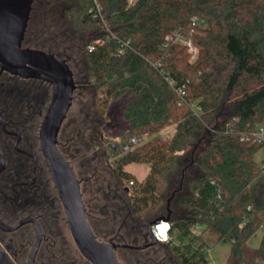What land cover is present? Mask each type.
Segmentation results:
<instances>
[{
  "label": "trees",
  "instance_id": "1",
  "mask_svg": "<svg viewBox=\"0 0 264 264\" xmlns=\"http://www.w3.org/2000/svg\"><path fill=\"white\" fill-rule=\"evenodd\" d=\"M94 1L34 0L35 22H42L41 4L48 10L44 33L33 42L70 67L80 64L75 83L93 93L90 108L74 119L68 115L59 140L65 156L78 161L93 231L117 243L147 245L118 248L124 264H164L165 257L153 254L167 248L178 264H208L210 233L216 242L231 244L226 264H264V172L255 159L262 145L239 134L264 122V0H97L108 28L93 18ZM60 3L65 6L59 18ZM196 16L200 23L194 26ZM54 21L66 26L50 31ZM193 28L195 60L186 46L170 40L174 32ZM98 38L103 43L89 50ZM119 39L130 42L122 55ZM168 75L187 83L188 99L200 101V115L178 105ZM125 94L132 96L123 112L127 127L114 148L103 126L110 103ZM170 125L172 135H159ZM143 134L150 138L123 152L132 136ZM75 138L79 143L72 144ZM131 163L150 168L140 183L126 169ZM153 216L172 221L170 242L149 243ZM47 218L48 242L36 264H78L68 256L53 212ZM196 225L202 226L199 234L192 231ZM260 229L261 242L253 247ZM58 240L66 249L60 254L53 251Z\"/></svg>",
  "mask_w": 264,
  "mask_h": 264
},
{
  "label": "flooded vegetation",
  "instance_id": "2",
  "mask_svg": "<svg viewBox=\"0 0 264 264\" xmlns=\"http://www.w3.org/2000/svg\"><path fill=\"white\" fill-rule=\"evenodd\" d=\"M41 6L44 9L43 14L39 10L42 21L39 23L35 22L37 12L34 13L33 2L22 47L35 48L32 42L44 33L42 26L48 9L45 3ZM51 98L50 83L2 71L0 67V221L12 227L23 218L36 219L42 240L35 264L39 251L48 242L47 215L53 212L60 225L61 215L65 214L56 188V196L52 194L48 181L50 173L40 144V127ZM36 239L33 222L13 231L0 227V243L9 252V259L0 254V264H22L27 247L34 241L33 246Z\"/></svg>",
  "mask_w": 264,
  "mask_h": 264
},
{
  "label": "water",
  "instance_id": "3",
  "mask_svg": "<svg viewBox=\"0 0 264 264\" xmlns=\"http://www.w3.org/2000/svg\"><path fill=\"white\" fill-rule=\"evenodd\" d=\"M33 2L34 0H0V67L2 71L24 78L41 79L51 84L52 98L40 127V144L63 204L69 230L82 255L92 264H120L116 252L118 248L142 249L147 245L101 241L93 231L87 217L81 180L58 146L61 128L73 105L76 89L74 73L68 62L55 54L39 48L22 47ZM110 145L115 148L114 143ZM168 219L167 216H160L149 223L151 245L157 243L152 236V225ZM29 222L36 225L37 239L30 250L27 264H35L42 240V232L36 219L23 218L12 227L0 221V227L13 231ZM0 254L9 259V252L1 243Z\"/></svg>",
  "mask_w": 264,
  "mask_h": 264
},
{
  "label": "rangeland",
  "instance_id": "4",
  "mask_svg": "<svg viewBox=\"0 0 264 264\" xmlns=\"http://www.w3.org/2000/svg\"><path fill=\"white\" fill-rule=\"evenodd\" d=\"M134 1L135 0H129L130 3L134 2ZM57 6L58 7L55 10V12H56L55 14H56L57 17H59L62 14V10H63L65 5L60 3ZM58 24L55 21L51 22V23L48 24L50 26V27L48 26V29L50 31H59L60 28L66 26V25L64 26V23H61L62 24L61 26H59ZM37 41L35 40V42H37ZM65 45H67L66 42H65ZM76 63L77 62H72L71 69H72V71L74 73V76H75V74H76V76H79V71H80L82 66L80 64H76ZM102 97H103V94H99V98H102ZM93 99H94L93 93L90 90H84L80 86L77 87V85H76V89H75L74 97H73V105H72V107H71V109H70V111L68 113V115H70V119H74L79 114L80 110L90 108L91 104L93 102ZM131 99H132L131 95L125 94L122 97H120L118 100L112 101L110 103V106H109L108 111H107V119L105 121V125L103 126V132L106 134V136H107L106 138L109 139V141H111L110 143H117L118 144L120 142L121 134H122L123 131H125V129L127 127V122L123 118L124 108H125L126 104ZM66 121H67V118H66V120L64 122H66ZM70 121H72V120H70ZM60 135H59V140H60ZM73 142L79 143V140L77 138H75L74 141H71L72 144H74ZM105 144L107 146H109V143H105ZM63 146H64V144H63ZM62 148L63 147L62 146L60 147V145H59V149L63 153ZM66 150L68 151L69 156L72 155V152L70 151L71 149H69V144L66 146ZM71 158H67V159L69 160V162L73 166V169H74L77 177L79 179H81L82 176H81V171H80L79 166H78V161L75 160V159L73 160ZM255 159H256L257 162H260V161L264 160V145L255 154ZM101 168H102V165L100 166V169ZM128 169H129V171H131V173H133L134 176L136 175L135 176V183H140V181H142L143 178L145 176H147L149 171H150L148 165H146V164H138V163H133V164L129 165ZM114 179H115L114 176L111 177V180H114ZM48 181H49V184H50V188L52 190V194L54 196H56V191L54 189L55 185H54L53 179H52L50 174L48 176ZM91 183H92V181H91ZM83 184L84 183L81 181L82 191H83ZM129 185H130V183H129ZM130 186H132V185H130ZM132 193H133V191H131V194ZM88 197L89 196L87 195V198ZM167 205H168V203H167ZM156 218H157L156 216H153V218L151 220L153 221ZM59 222H60V229L62 230V232H63V234L65 235V238H66L65 242H66L67 252L69 253L68 256H71V258H75V259L77 258L78 264H89L90 263L89 260L86 257L82 256V253L80 252V250L78 249V247L76 246V244L74 242V239H73L72 234H71V232L69 230L67 222L65 221L64 212L61 215V218H60ZM262 235H263V231H262V229H260L257 232V235L251 240V244H252L253 247H258L259 246V244L261 242V239H262ZM35 237L36 236H34V240H35ZM98 238L101 241H109L110 240L109 238L102 237V236H100ZM206 238L208 239V241H209V243L211 245L210 252L209 253L207 252L208 253V260H209L208 264H226L227 261H228V258L230 256V253H231V244L228 241H226V240H222V241H217L216 242V237H214L211 233L207 234ZM61 241L62 240H58V243L56 244V246H59V248L58 249H56V248L53 249L54 252L55 251L59 252V254H60V250L61 249H65L64 246H63V243ZM33 242L34 241H32L31 244L27 247L25 257L22 258V264H27L28 255H29V252L31 250ZM149 243H151V237L149 238ZM155 244H157V243H155ZM152 245H154V244H152ZM173 245H180L179 241L178 240H174ZM153 255H154V257H159V260L161 258L165 257V263L164 264H178L177 259L175 258V256L172 255V253L170 252V249H168V248L167 249L158 250V252L156 254H153ZM57 256L60 257L59 255H57ZM117 256H119V255H117ZM84 259H86L88 262L87 261L86 262H80V261H82ZM58 260L59 259L57 258L56 261H58ZM119 261H120V264H124L121 259H119ZM233 261H231V264H235V263H233ZM70 262L71 261L68 260L67 263H70Z\"/></svg>",
  "mask_w": 264,
  "mask_h": 264
},
{
  "label": "built area",
  "instance_id": "5",
  "mask_svg": "<svg viewBox=\"0 0 264 264\" xmlns=\"http://www.w3.org/2000/svg\"><path fill=\"white\" fill-rule=\"evenodd\" d=\"M90 12L93 15V18L100 19L101 22L104 24L105 27L108 28V24L106 20L104 19L102 13H101V5L100 3L95 0L93 7L90 9ZM193 25H198L200 23V18L198 16L193 17L192 19ZM195 32V29L189 30L187 33H183L181 31H176L172 34L170 37V40L180 43L187 47L189 53L191 54L192 60H195L198 57L199 49L193 42V33ZM114 38H117L116 35L111 33ZM119 42L121 43L118 53L120 55L126 53V49L130 47L129 41H122L119 39ZM103 43V40L101 38H98L94 43L90 44L88 46L89 50H94L97 45H100ZM155 66H162V63L155 64ZM166 79L170 86L173 88L177 99H178V105L179 106H188L190 107L191 111L195 115H200L202 112V107L200 105L199 100H189L188 99V85L187 83L178 84L175 79H173L171 76H166ZM228 128L230 131H232V128L230 125H228ZM241 140L246 142H251L254 144L264 145V122L257 124L256 126L249 128L247 130H243L239 132ZM150 136L148 134H143L142 136H132L129 141L123 146V152L127 153L134 149V147L146 140H148ZM260 168L264 172V160L258 162ZM134 182L130 181V185H133ZM251 209V206L248 207ZM172 227L173 223L170 219L168 220H160L157 223L152 225V236L157 241V243H168L173 239L172 235ZM202 226L196 225L193 228V233L199 234L201 232ZM210 252V249L207 251Z\"/></svg>",
  "mask_w": 264,
  "mask_h": 264
},
{
  "label": "crops",
  "instance_id": "6",
  "mask_svg": "<svg viewBox=\"0 0 264 264\" xmlns=\"http://www.w3.org/2000/svg\"><path fill=\"white\" fill-rule=\"evenodd\" d=\"M133 3V2H132ZM174 131H175V126L174 125H170V126H167V127H165L164 129H162L161 130V132L159 133V135H161V136H170V135H172V133H174ZM120 141H121V137H120ZM131 164H133V163H131ZM131 164H128L127 166H126V169L129 171V169H128V167H129V165H131ZM149 167V166H148ZM150 169V168H149ZM129 172H131V171H129ZM133 174V173H132ZM136 176V175H135ZM145 178V177H144ZM143 178V179H144Z\"/></svg>",
  "mask_w": 264,
  "mask_h": 264
}]
</instances>
